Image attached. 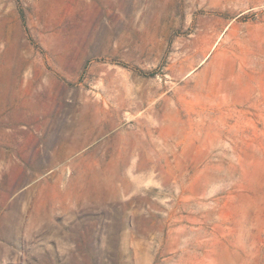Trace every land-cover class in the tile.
Here are the masks:
<instances>
[{
	"label": "rangeland",
	"instance_id": "1",
	"mask_svg": "<svg viewBox=\"0 0 264 264\" xmlns=\"http://www.w3.org/2000/svg\"><path fill=\"white\" fill-rule=\"evenodd\" d=\"M263 45L264 0H0V264H264Z\"/></svg>",
	"mask_w": 264,
	"mask_h": 264
},
{
	"label": "crops",
	"instance_id": "2",
	"mask_svg": "<svg viewBox=\"0 0 264 264\" xmlns=\"http://www.w3.org/2000/svg\"><path fill=\"white\" fill-rule=\"evenodd\" d=\"M257 44H261V43H257ZM264 46V45H263Z\"/></svg>",
	"mask_w": 264,
	"mask_h": 264
},
{
	"label": "bare ground",
	"instance_id": "3",
	"mask_svg": "<svg viewBox=\"0 0 264 264\" xmlns=\"http://www.w3.org/2000/svg\"><path fill=\"white\" fill-rule=\"evenodd\" d=\"M63 155V154H62ZM60 157H62V156H60Z\"/></svg>",
	"mask_w": 264,
	"mask_h": 264
}]
</instances>
